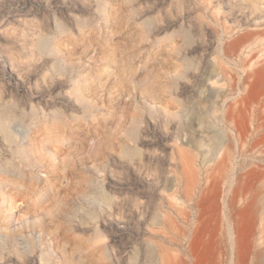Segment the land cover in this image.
<instances>
[{
	"label": "rangeland",
	"instance_id": "1",
	"mask_svg": "<svg viewBox=\"0 0 264 264\" xmlns=\"http://www.w3.org/2000/svg\"><path fill=\"white\" fill-rule=\"evenodd\" d=\"M256 1L0 0V264H230L217 227L264 220Z\"/></svg>",
	"mask_w": 264,
	"mask_h": 264
},
{
	"label": "bare ground",
	"instance_id": "2",
	"mask_svg": "<svg viewBox=\"0 0 264 264\" xmlns=\"http://www.w3.org/2000/svg\"><path fill=\"white\" fill-rule=\"evenodd\" d=\"M256 2L259 4L264 2V0H257ZM254 131H256V129ZM256 209L258 212L264 209V203H257ZM257 219H258V223H257ZM257 219L255 221V225L258 226L255 228V230H253L254 233L252 234V237L246 238L240 235L238 228L231 222L230 217L228 215L226 216L224 224L221 223L217 227V231H219V233L217 234L216 243H217V251L220 262H224L229 258L230 259L229 263L232 264L230 250H234V255H235L234 264H239L238 261L242 257H244V262L247 260H251L252 262H254V264L256 263L259 264L260 262H264V220L263 218H261V220H259V218ZM233 234L236 236L234 240L232 239Z\"/></svg>",
	"mask_w": 264,
	"mask_h": 264
}]
</instances>
